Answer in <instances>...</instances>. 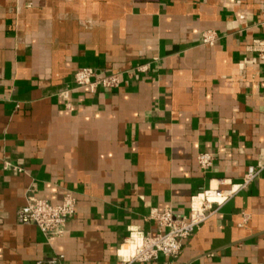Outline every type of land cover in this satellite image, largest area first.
<instances>
[{"label":"crops","instance_id":"obj_1","mask_svg":"<svg viewBox=\"0 0 264 264\" xmlns=\"http://www.w3.org/2000/svg\"><path fill=\"white\" fill-rule=\"evenodd\" d=\"M262 38L264 0H0V264H120L130 233H156L153 210L187 216L249 166L262 171L177 257L134 264H264ZM80 67L119 84L77 89ZM67 192L61 236L17 221L29 195Z\"/></svg>","mask_w":264,"mask_h":264},{"label":"built area","instance_id":"obj_2","mask_svg":"<svg viewBox=\"0 0 264 264\" xmlns=\"http://www.w3.org/2000/svg\"><path fill=\"white\" fill-rule=\"evenodd\" d=\"M216 35L212 31L201 34V43L213 45ZM251 51L257 53L264 61V38L257 39L249 46ZM147 65L135 67V71L146 70ZM75 88H84L95 92L97 88L112 89L119 84V73L98 75L88 67H80L73 74ZM66 93V92H65ZM62 93L63 96H65ZM212 153L198 154L199 166L206 170L213 162ZM0 163L9 165L1 155ZM15 168V167H13ZM262 171V166H249L239 183H225L227 187L207 188L198 192L191 198L187 216H176L170 210L162 212L153 210L150 218L157 223L156 233L132 232L126 239L127 251L119 255L120 264L148 263L155 260L159 253L175 258L179 255L183 242L210 217L215 215L220 207L230 200L236 193L246 190L249 184ZM76 199L70 192L64 194L59 204H51L46 200L33 195L26 198L25 204L16 212L17 221L24 224H32L37 227L47 241H51L63 234L66 221L74 212ZM45 264H64L62 257H49ZM38 261L37 264H41Z\"/></svg>","mask_w":264,"mask_h":264}]
</instances>
